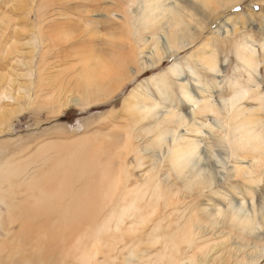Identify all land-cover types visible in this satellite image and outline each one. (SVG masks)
<instances>
[{"label":"bare ground","instance_id":"bare-ground-1","mask_svg":"<svg viewBox=\"0 0 264 264\" xmlns=\"http://www.w3.org/2000/svg\"><path fill=\"white\" fill-rule=\"evenodd\" d=\"M68 1L55 0L54 9L49 10L47 15L35 16V22L37 24L41 23L40 20L42 17H51L47 22V30L49 33L46 37L50 44H45L47 53L51 51L52 55L54 53L58 58H67L69 54H72L74 58V55L78 54L79 56L80 54L82 56L86 54V56L88 55L87 57L95 56L96 54L97 57V54L101 53L103 55L109 51L110 54L112 52V54L116 55L115 59L118 62L117 66H119L117 69L120 70L121 67L123 68L125 65L132 63L135 55H124L123 50L126 46L123 42H121L120 46L112 44L110 46L111 48H109L107 45L100 47L98 42L96 46L93 43L94 41L92 42L90 39L82 41L79 44L76 42L77 45L67 46L62 39L63 37L60 39L57 38L58 33H60L59 35L65 36L66 34L68 36L67 32L72 30V28L73 30H77L80 22L90 23L92 21V24L96 23L94 22L95 20L87 19V8H83L82 13L77 12V8L68 6ZM121 1L128 3L126 11L128 10L130 15L138 12L141 14L137 22L142 31H144L143 33L139 31L141 32L139 35L134 30L135 34H133V29H131L134 26V22L132 23L133 17L131 18V24L133 25L129 23L132 27L128 25L129 30L125 26V28H122L130 33L128 35L131 37L133 35L137 38V41L140 43L138 45L139 50L144 49V53L143 51L139 53V59L144 61V55H148L147 61L149 63L143 64L142 66L145 69L160 66L168 56L184 51L192 47L197 39L204 38L203 42L199 44L195 51L193 50L192 53L184 57L186 60H183V65L174 63L167 71L168 74H171L172 79L175 80L180 90L181 100L176 99V103H173L170 96L173 93L172 86L170 84L161 85L166 79L165 73L167 72L152 78L155 82L153 92H150L145 87L141 92V96L135 94L136 90L126 96L122 103V110L127 111L129 103L134 99L139 100L140 102L137 101L135 106L137 108L139 105L137 109L142 112L144 120L147 121L146 125L148 127H145V129L151 130L152 125L156 127L159 125H168V128H165V130L159 129L155 137H144L143 149H140L136 145L134 139L139 137L137 134L132 135V137H126L125 145L129 149V153L133 154V157L131 162L129 160L126 162L127 158L120 161L119 167L122 170L118 173L117 179H113L112 177L110 181L112 175H109V172L100 167L97 171L93 169L94 167L91 163L88 164L93 170L88 174L84 173L83 169L87 163L82 160L81 167L75 170V174L71 176H76L75 179L84 177L85 180L82 186L80 185L75 188L74 184L79 181L76 180V182L72 183L67 179L68 176H66L65 168H63L67 163H65V159L60 157L63 155L60 147L54 149L56 150V154L52 156V165L48 168L47 172L42 171L39 166L36 170L33 169V173L26 172L27 168L9 172V169L2 170V167L8 161V157L7 160L2 161L0 164V202H3L5 210L9 208L14 209L18 206L20 222H17L18 229L16 233L21 236L28 233L33 226L31 225L32 222L31 224L28 222L30 220L29 217L31 216L32 218L35 215L38 218H43L45 224H50V228L59 231L54 237V242H57L65 239L63 229L66 230L67 227L71 228L72 226L75 228L79 220L88 221L89 218L99 217V221H96L98 218L94 219V226L96 227L93 235L82 238V236L78 237L77 235L74 236L75 234L73 235V233L71 234L76 237L75 240L79 239L80 242H90L91 251H93H81L79 258L77 257L81 259L80 264H92V258L96 257L99 251L109 247L113 242L122 241V239H117L116 237L105 239L104 234L108 235L110 232L117 233L118 235L120 233L122 234L123 227L127 226L129 228L128 232H135V230H138L136 228L142 227H144V230L151 229L154 236V232L158 231L161 224L166 222L172 214L176 216V232L181 235V240L185 242L188 248L181 251L172 247L174 248V255L169 253L170 251H166V246L162 253L161 251L157 252V259L168 258L171 261L169 264L183 262L184 260H189V262L194 259L201 262L206 261V259L209 260L211 257L208 256L205 250H202L204 246L196 245L195 241L198 233L203 228L205 229V235L207 234L206 240H212L214 236H218L224 232V228L219 227V223L215 221L220 215L227 214L229 216L228 228L230 230H235L241 236L253 237L254 240L258 239V232L260 226H262L261 222L264 223V118L260 119L259 117L261 116H258L256 113L257 111H264V94L258 89L256 82L259 64L255 62L256 50L249 44L250 40L241 39L237 41V51L235 49L234 55L239 67L235 70V81H231L230 77L226 75L227 69L225 64L217 65L216 56L208 59L210 52L208 51L209 48L207 49L212 38L224 39L227 36L237 37V29H233L230 25L227 27L228 21L231 19L230 17L223 20L216 29L207 31L208 26L212 24L211 18H213L212 21L220 18V14L224 10L235 6L240 0ZM137 1H139L140 7H133ZM18 3L19 1L17 0H0V11H3L1 12L2 15L14 11V8L18 7ZM47 3H49V0H41L37 7L35 6L34 9L31 8L29 14L41 13V8L46 6ZM29 14L27 13L25 17H27L28 21H31ZM71 15H74V17H71ZM60 18L64 20L60 21ZM103 18L106 20V23L103 20L104 24H107V18ZM10 19L13 21L11 17ZM103 21L102 19H98L97 24L103 25ZM0 28V40L1 38L3 39L0 42V50L5 51V46L10 41L17 40V34L19 32L13 29L9 23L4 27V21ZM136 28L138 29V26ZM65 31L67 32L65 33ZM148 34L150 35L147 36ZM78 40L80 41V38ZM162 47L166 48V52L163 53L161 50ZM129 50L126 53H129ZM152 57H155V59H152ZM13 61L17 63V60ZM103 61L105 62V59L102 60V64ZM14 62H12L13 64L10 63V65L13 66L15 64ZM79 63L81 65V62ZM91 63L93 62L91 61ZM100 66L102 67V65L98 67ZM82 67L80 66L79 69L81 70ZM103 69L105 70V68ZM66 71H61L59 74H53V76L50 75L49 78H46L50 81L49 83L54 84L52 85V91H50L52 86L47 85V87L50 86V90L47 93L50 94V97H54L53 92H57L58 94L60 91L63 93L62 90L73 93V95L79 91L82 94L95 93L97 86L108 78L107 75H104L99 69H96V66L88 68V71L81 77L77 75L71 76ZM186 73L192 80V86L186 80L181 79ZM201 74L204 77H206L205 74H209L213 78V81L209 82V79H206L204 83ZM224 76H227V78ZM10 82L14 84L12 80ZM5 85H7V82ZM13 87H10V89L15 91ZM4 91L0 92V104L6 101L10 103L15 99L12 96L10 97L4 94ZM37 91H39L38 93L42 92L41 85ZM207 91L216 93V96L211 98ZM225 91L231 92L230 95ZM16 92L19 93V91ZM145 93L148 95V99L146 100H144ZM13 96L15 97V94ZM141 101H144V104ZM244 101H253L256 102V105L250 106L247 109L243 106ZM183 106H187V112H182V109H184ZM134 119L136 120V118ZM187 124H191L192 126L183 128ZM204 128L210 130L204 134ZM142 131L144 132V128ZM6 145L1 147L0 152L3 153V150H6L8 146ZM19 149L16 151L13 150V153L11 152L12 155L17 153V151L19 152ZM79 153L81 152L79 151ZM141 153H144V155L142 154L143 156H141ZM18 156L15 155L12 157L18 158ZM37 157H40L39 154ZM19 158H22V156ZM142 161H144V167H147V170L143 174L131 175L128 169L132 167V164H134L136 169H140L143 165ZM153 171L156 172L153 173ZM238 180L242 181L238 182ZM3 185H6L5 189H2L1 186ZM227 186L233 189L234 195H230L229 193L219 195L221 193L220 191ZM1 192L6 197L2 198L3 195ZM19 194L24 196V199L20 202L16 199V196ZM114 196H119V200L114 205H110ZM212 196H215V198L217 196L225 197L226 205H222L218 200L213 199ZM27 197H29L28 201ZM66 198H69V201L64 202ZM103 210L108 211V213L103 215L104 217H101ZM142 212H144V216L141 215ZM195 213H200L203 216L196 221ZM2 215L3 213L0 208V221L5 231V239L11 237L14 231L11 229L12 227H9L10 225L5 226L6 223L2 220ZM6 217L9 220L10 216L8 212H6ZM127 221H130V223L127 224ZM197 225L200 227L196 234L194 228ZM207 225L212 227L211 231L207 229ZM166 227L169 228L170 224H166ZM214 227H218L216 228L217 230ZM150 233L147 232L144 236H148ZM154 238L156 240L154 239L155 241L153 242L157 244L158 237L154 236ZM165 238L167 240L169 239L168 242H173L172 237L166 236ZM21 240L22 238L16 239V243L20 245ZM29 241L30 238L27 237L25 243ZM73 244L76 243L73 242ZM171 246H173L172 243ZM187 253L190 256H186ZM216 258H213V260L210 259V261H215Z\"/></svg>","mask_w":264,"mask_h":264},{"label":"rangeland","instance_id":"rangeland-1","mask_svg":"<svg viewBox=\"0 0 264 264\" xmlns=\"http://www.w3.org/2000/svg\"><path fill=\"white\" fill-rule=\"evenodd\" d=\"M17 1H19V8H14L16 11H10L8 12L9 14L3 15L1 13L3 11H0V26H2L4 21V27L9 23L10 26L12 25L13 29H16V31L19 32V34H17V40L10 41V43L5 46V51L0 50V92L6 90L3 92L4 94L15 98L11 101L12 103L6 101L7 103L2 102L0 104V142L2 141L0 144H2L1 147L6 144L8 145H6V150L4 149L3 153L0 152V164L2 161L7 160L8 157V161L4 167H2V170L9 169V172H12L16 169L23 170L27 168L26 172L28 171L29 173H33V171L39 166L42 171L47 172L48 168L52 165V156L56 154V150L54 149L60 147L62 149L61 152L63 153L60 157L65 159V163H67L65 164V167H63L65 168L64 171L66 172V176L69 177H67V179L72 183L76 182V180L79 181L74 184L75 188L84 184V177L75 179L76 176H71L75 174V170H78L79 167H81V162H83L82 160L87 163L83 169L84 173L88 174L93 169L98 171L100 167L109 172V175H112L110 181L112 180V177L113 179H117L118 173L122 170L119 167L120 161L127 158L126 162L128 160L131 162L133 157V154L129 153V149H127L125 145L126 137H132V135L137 134L139 137H136L134 140L136 141V145L140 149H143L144 137H155L159 129L165 130V128H168V125H159L157 127L152 125L151 130L145 129V127H148L146 125L147 121L144 120L142 112L137 109L139 108V105L137 108L135 106V103L139 100L134 99L131 103H129L127 111L122 110V103L126 96L134 90H136L135 94L141 96V92L145 87H147L150 92H153L155 82L152 78L167 72L168 69L174 65V63L183 65V60H186L184 57L189 53H192L193 50L195 51L199 44L203 42L204 38L197 39L192 47L175 53L172 56H168L167 59L164 58L165 61H163L160 66L145 69L142 66L143 64L149 63L147 61L148 55L143 54L144 61L139 59V53L141 51L144 53V49L142 48V50H139V41H137V38L133 35L132 37L128 35L129 32L127 31L129 30V26L133 25L131 24V18L133 17L134 19H132V23L134 22V28L131 26L133 34L136 32V34L140 35L141 32H144L137 22L141 17L139 12L134 15H130L128 10L126 11L128 3L121 0H101L99 2L98 0H67L69 2L68 6L71 8H77V12L82 13L83 8H87V19L95 20L94 22L96 23L93 22L94 24H92V21H90V23L80 22L79 26H77V30H73L72 28L69 32L65 31V33H68V36H66V34L65 36L59 35L60 33H58L56 36L57 38L60 39L63 37L62 39L67 46L77 45V43L79 44L82 41L90 39L92 42L94 41L93 43L95 45L98 42L100 47H105V45H107L109 48H111L110 46H112V44L120 46L121 42H123L127 47L123 50L124 55L130 54L131 56L134 54L135 56L131 64L125 65L126 68L121 67L120 70L117 69L119 66H117L118 62L115 59L116 55L112 54V52L110 54L109 51H107L108 54L107 52L104 53L105 57L104 54L102 55L100 53L102 56L97 54L98 56L96 57L95 54V56H91L92 59L91 57H87L88 55L86 56V54H83V56L82 54H80V56L79 54L74 55V58L72 54H69L67 58H58L54 53L52 55L51 51L48 50L49 52H46V45H50L48 38L46 37L49 33L47 30V22L51 17H42L40 24L35 22L36 15L45 16L48 14L49 10L54 9L55 0H49V3L46 5L47 7L44 6L45 8H41V13H34L32 15L31 13L29 14L31 8L34 9L35 6L37 7L41 0H35L36 3L34 0ZM94 6H97L98 9ZM133 7H140L139 1H137ZM95 8L96 10H94ZM27 13L31 16V21H28L27 17H25L27 16ZM90 14L91 16H89ZM220 16V18H216L214 21H212L213 18H211V23L213 25L210 23L211 25L208 26L207 32L216 29L223 20L230 17L231 19L229 20L230 22L228 21L227 27L230 25L233 29H237V37L227 36L224 39H210L211 41L207 47V49H210H208L210 52H208V59L216 56L217 65L224 63L227 69L226 75L230 77L231 81H235V70L239 67L234 55L235 49L237 51V41L241 39L250 40L249 44L256 50L255 62L256 64L257 62L259 63L256 82L258 89L264 94V0H240V2L235 6L224 10ZM10 17L13 21H11ZM71 17H74V15H71ZM103 17L107 18V24H104V21L106 23V20H104L105 18ZM98 19H102V21L104 20L103 25L97 24ZM59 20L63 21L64 19L60 18ZM124 26L127 28L126 31ZM136 26H138V29ZM134 30L136 31L134 32ZM62 34H64V32H62ZM149 35L150 34L147 36ZM79 38L80 41L78 40ZM1 41H3L2 38L0 42ZM69 43L71 44L68 45ZM102 44L103 46H101ZM127 49H130L129 53H126V51L128 52ZM161 50L163 53L166 52V48L162 47ZM38 58H40L42 62ZM77 58H79V60L76 61ZM104 59L105 62L103 61V65L102 60ZM152 59H155V57H152ZM13 60H17V63ZM78 61L81 62V65ZM91 61L93 63H91ZM12 62L15 63V66L10 65ZM113 62L116 65H113ZM86 64H88L87 67ZM106 64L107 66H105ZM108 64L111 66L109 67ZM99 65H102L105 70L101 66V68L98 67ZM80 66H83L81 70L79 69ZM95 66L101 73L108 76L102 84L97 86L95 93L82 94L79 91L73 95V93H69L68 91L64 92L62 90L63 93L59 91L60 94L53 92L55 98L53 96L50 97V94H47L48 90H50V86L47 87V85H54L53 83H49L50 81L46 79L49 78L50 75L53 76V74H59V72L67 70L66 72L71 76L77 75L78 77H81L88 71V68H93ZM70 68H72V70H70ZM165 74L166 79L161 83V85L170 84L172 86L173 93L170 96L173 103H176V99L181 100L180 90L177 87L175 80L172 79L171 74H168V72ZM205 76L206 77L201 74L204 83L206 82V79H209V82L213 81V78L209 74H205ZM227 76L224 77L227 78ZM181 79L186 80L191 86L193 85L192 80L188 77L187 73ZM11 80L15 84L14 87V84L10 82ZM6 82L7 85H5ZM40 85L43 93H38L39 91L36 92V90L40 88ZM9 86L15 88V91L10 89ZM18 88H20V90H18ZM52 88L53 86L50 91L53 90ZM16 91H19V93ZM207 92H209L211 98L216 96V93H213L212 91ZM226 93L230 95L231 92L228 91ZM14 94L15 97L13 96ZM28 95L30 96L28 97ZM144 96V100L148 99V95L146 93ZM51 101L52 103L50 104ZM141 103L144 104V101H141ZM255 105L256 102L253 101L243 102V106L247 109H249L250 106ZM183 108L182 112L188 111L186 109L187 106H183ZM263 112L257 111L256 113L258 116H261L259 117L260 119L264 118ZM108 113L111 114L109 115ZM134 118H136V120ZM190 126L192 125L187 124L183 128H188ZM143 128L144 132L142 131ZM209 130L210 129L204 128V134H206V131ZM15 148H20V151H17V153L12 155ZM79 151L81 153H79ZM126 153H128L129 156ZM38 154L40 157H37ZM142 154L144 155V153H141V156H143ZM15 155H19L18 158L12 157ZM21 156L22 158H19ZM57 160L59 159L57 158ZM88 163H91L94 168L92 169ZM142 163L143 165L140 169H136L134 164H132V167L128 169V172L133 176L143 174L144 171L147 170V167H144V161H142ZM158 169H160V167H158ZM154 172L156 171H153V173ZM241 181L242 180H238V182ZM5 186L6 185L1 186L2 189H5ZM232 190V188L227 186L220 191L221 193H219V195L227 193L234 195ZM2 195V198L6 197L5 194ZM23 197L24 196L22 194H19L16 196V199L20 202L24 199ZM27 198L28 201L29 197ZM212 198L218 200L222 205H226L227 203L226 200H224L225 197L223 196H217L216 198L215 196H212ZM68 199L69 198H66L64 202L69 201ZM118 200L119 196H114L110 205H114L118 202ZM255 200L258 202L257 199ZM0 208L3 213L1 218L4 223H6L5 226L10 225L9 227H12L11 229L14 231L11 237L4 239L5 231L2 228L0 221V264H80L81 259H78L80 252L86 250L91 251L90 242H80L79 239L75 240L76 237L74 236H82L83 238L85 236L93 235L96 227L94 226V219L98 218L96 221H99V217L89 218L88 221H77L75 228L72 226L71 228L67 227L66 230L63 229V235L65 237L64 240L54 242V237L59 233V231L50 228V224H45V220L43 218H38L35 215L31 218L30 216V220H28V222L29 224L32 222L31 225L33 226L28 233L21 236L16 233L18 229L17 222H20L18 206L14 209L9 208L8 210H5L3 202H0ZM6 212H8L10 216L9 220L6 217ZM107 213L108 211L103 210L101 217H104L103 215H106ZM12 214H14V216L11 217ZM141 215L144 216V212H142ZM201 216L203 215L195 213L196 221L199 220ZM175 220L176 216L175 214H172L166 222L161 224L160 229L154 232V236L158 237L157 244L153 242L156 238H154L152 230H144V227L136 228L138 230H135V232L133 231L134 233L128 232L129 228L126 226L123 227L122 234L120 233L118 235L114 232H110L108 235L102 234L105 239H109V237H116L117 239H122V241L113 242L109 247L99 251L98 255L92 258V264H169L171 261L168 258L157 259V252L161 251L162 253L164 247L166 246V251H170L169 253L174 255V248L172 247L181 251L188 248L185 242L181 240V235L176 232ZM228 220L229 216L227 214L217 217V220L215 221L219 223V227L224 228V232L218 236H214L212 240L205 239L207 234L205 235L204 228L199 233L198 228L200 226L197 225L194 228V232L196 234L198 233L195 244L204 246L202 247V250H205L208 253L211 260L217 257L215 261L206 259V261L201 262L194 259L191 262H189V260H184L183 262L180 261L173 264H264V223L260 221L262 226H260V230L258 232L259 238L254 240L253 237L241 236L235 230H230L228 228ZM128 223H130V221H127V224ZM166 224H170V227L167 228ZM202 225L205 226L204 223H202ZM216 226H218V224H216ZM72 228L75 230L73 231ZM211 228L212 227L207 225V229H209V231L212 230ZM216 228L215 230H217ZM147 232L151 233L148 236H144ZM72 233L75 235H71ZM164 236L172 237L173 242H168L169 239L167 240ZM27 237L30 238V241L25 243V239ZM18 238H22L20 245L16 243V239ZM73 242L76 244H73ZM171 243L173 246H171ZM186 256H190V254L188 255L187 253Z\"/></svg>","mask_w":264,"mask_h":264}]
</instances>
